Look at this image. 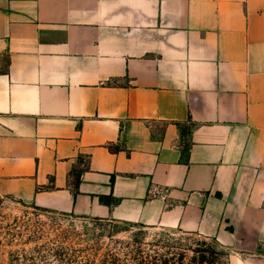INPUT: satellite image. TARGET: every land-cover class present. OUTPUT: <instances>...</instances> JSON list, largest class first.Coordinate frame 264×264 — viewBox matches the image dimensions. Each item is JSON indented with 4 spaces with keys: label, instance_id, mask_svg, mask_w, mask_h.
Wrapping results in <instances>:
<instances>
[{
    "label": "crops",
    "instance_id": "crops-1",
    "mask_svg": "<svg viewBox=\"0 0 264 264\" xmlns=\"http://www.w3.org/2000/svg\"><path fill=\"white\" fill-rule=\"evenodd\" d=\"M1 196L264 264V0H0Z\"/></svg>",
    "mask_w": 264,
    "mask_h": 264
},
{
    "label": "rangeland",
    "instance_id": "rangeland-1",
    "mask_svg": "<svg viewBox=\"0 0 264 264\" xmlns=\"http://www.w3.org/2000/svg\"><path fill=\"white\" fill-rule=\"evenodd\" d=\"M227 253L195 232L77 216L0 197V264H227Z\"/></svg>",
    "mask_w": 264,
    "mask_h": 264
},
{
    "label": "trees",
    "instance_id": "trees-1",
    "mask_svg": "<svg viewBox=\"0 0 264 264\" xmlns=\"http://www.w3.org/2000/svg\"><path fill=\"white\" fill-rule=\"evenodd\" d=\"M44 209H45V208H44ZM45 210H48V209H45ZM124 223H131V222H124ZM136 224H137V223H136ZM140 225H141V224H140ZM203 261H204V258H203V256H201L199 262L202 263ZM162 264H167V261H163Z\"/></svg>",
    "mask_w": 264,
    "mask_h": 264
}]
</instances>
